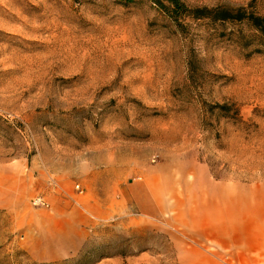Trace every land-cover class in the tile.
I'll return each mask as SVG.
<instances>
[{
  "label": "rangeland",
  "instance_id": "rangeland-1",
  "mask_svg": "<svg viewBox=\"0 0 264 264\" xmlns=\"http://www.w3.org/2000/svg\"><path fill=\"white\" fill-rule=\"evenodd\" d=\"M179 1L0 0V169L23 177L0 264H264V0ZM55 150L56 205L35 180ZM96 152L118 182L84 179Z\"/></svg>",
  "mask_w": 264,
  "mask_h": 264
},
{
  "label": "crops",
  "instance_id": "crops-1",
  "mask_svg": "<svg viewBox=\"0 0 264 264\" xmlns=\"http://www.w3.org/2000/svg\"><path fill=\"white\" fill-rule=\"evenodd\" d=\"M74 159H76V157ZM85 159L89 161V163H87L84 167L86 175L84 179L88 180V183L94 184L105 181L109 178L108 175H112L111 180H114V182H118V180L116 179H120V174L124 172V170H116L114 166H111L109 164L106 166H102L104 156L100 152L90 153ZM72 163L73 157L70 151L61 152L59 150H55L48 158L47 167L38 171V176L35 178V180L39 182L41 188L47 187L48 189H51V193L53 194V197L55 199L54 205L58 204V201L60 200L66 201V193L63 192L64 194H60L59 191H64L65 189H67L70 182L72 181ZM0 170V206H2V204H5L6 206L16 205L17 202L23 201V197L21 196L22 190H19L21 189V184L23 182V177L19 175L22 173V171L15 167L14 169L7 168ZM4 170H6V172ZM149 178L152 177H148V180ZM157 178L158 177H153V180L156 181ZM120 183L121 182H119L117 186L123 192L124 197L128 201H133L134 205L137 206L140 210L151 215H161L166 211L167 205L166 203L162 202L161 193L152 194L150 190V203L148 205H145L140 196L130 194V191L132 189L131 179H128L127 184ZM5 184H7L8 186L5 187ZM5 189L8 191V195L5 199L3 198L2 200L3 192ZM100 197L105 205L110 200L108 195H101ZM58 235L62 236L61 234Z\"/></svg>",
  "mask_w": 264,
  "mask_h": 264
},
{
  "label": "trees",
  "instance_id": "trees-1",
  "mask_svg": "<svg viewBox=\"0 0 264 264\" xmlns=\"http://www.w3.org/2000/svg\"><path fill=\"white\" fill-rule=\"evenodd\" d=\"M171 4L174 7L173 10H180L183 11L184 10V5H182L180 3L179 0H171ZM199 9H194L193 10V16L194 17H198L199 13H202L201 16L202 17H207L208 14H211L209 12H206L205 10H200ZM188 10L185 8V12H187ZM195 12V13H194ZM212 19L214 20H242L244 19V15L241 13V11H236V13H231L227 10H213V16H211ZM250 19V21L252 22V24L258 28V29H264V23H262V21H264V18L259 17V16H249L248 17Z\"/></svg>",
  "mask_w": 264,
  "mask_h": 264
},
{
  "label": "built area",
  "instance_id": "built-area-1",
  "mask_svg": "<svg viewBox=\"0 0 264 264\" xmlns=\"http://www.w3.org/2000/svg\"><path fill=\"white\" fill-rule=\"evenodd\" d=\"M33 203H35V204H42V205H44L45 204V202L44 201H42L40 198H37V199H35V200H33Z\"/></svg>",
  "mask_w": 264,
  "mask_h": 264
}]
</instances>
